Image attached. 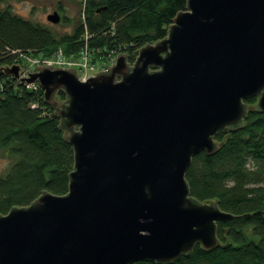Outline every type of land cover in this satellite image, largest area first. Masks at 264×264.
<instances>
[{
  "label": "water",
  "instance_id": "1",
  "mask_svg": "<svg viewBox=\"0 0 264 264\" xmlns=\"http://www.w3.org/2000/svg\"><path fill=\"white\" fill-rule=\"evenodd\" d=\"M35 65L27 76L1 65L0 75L38 83L71 129L74 169L65 194L0 215V264L167 263L195 243L219 245L216 222L234 215L193 200L185 172L214 152L218 132L241 127L244 99L264 113V0H187L132 64L121 52L84 80L73 67Z\"/></svg>",
  "mask_w": 264,
  "mask_h": 264
},
{
  "label": "trees",
  "instance_id": "2",
  "mask_svg": "<svg viewBox=\"0 0 264 264\" xmlns=\"http://www.w3.org/2000/svg\"><path fill=\"white\" fill-rule=\"evenodd\" d=\"M3 0H0L2 2ZM83 19L71 32L56 37L46 26L0 8V66L13 63L12 49L49 55L59 46L65 52L84 45L87 33L92 59L111 50L128 60L143 46L164 38L173 18L187 0H84ZM59 9H61L59 7ZM63 21H68L63 18ZM0 149L16 157L0 176V215L27 206L43 192L65 194L74 169V150L67 141L61 117L44 101L42 90L26 88L0 75ZM59 100L66 94L59 90ZM252 98L246 99L247 101ZM37 107L32 108L31 104ZM242 125L218 132L213 153L194 155L185 172L189 195L200 203H216L234 216L216 222L219 245L204 249L195 243L175 260L129 264H264V113L245 111ZM250 213L249 216L244 214ZM229 241L230 244L223 247Z\"/></svg>",
  "mask_w": 264,
  "mask_h": 264
},
{
  "label": "rangeland",
  "instance_id": "3",
  "mask_svg": "<svg viewBox=\"0 0 264 264\" xmlns=\"http://www.w3.org/2000/svg\"><path fill=\"white\" fill-rule=\"evenodd\" d=\"M83 1L84 0H3L2 2H0V8L9 7L13 13L29 21L48 27L56 37H59L60 35H64L68 32H71L74 26L78 22L82 21ZM59 7L61 9H59ZM54 10H57L61 16V20L58 23H52L46 17L47 14L52 13ZM64 17L67 18L68 21L64 22L63 21ZM60 48L63 49L64 46H59L57 50H61ZM54 51L49 55H42V56L43 57L51 56L54 53ZM108 53H106V55L104 54L101 55L102 56V57L100 56L101 60L100 58L93 60L92 59L93 54L91 53V63H94L97 67L104 64L106 66L111 65L112 60L108 61L109 58ZM71 54L73 53H70L69 55ZM133 61L130 62L128 60V62L131 64L133 63ZM31 71H34V69H31ZM95 73H93L92 75H94ZM21 76H27V74L21 73ZM256 101H257V97H253V99L250 101L244 99V103L247 104L246 111L256 109L255 106ZM15 160L16 157L11 155L7 149H0V176H4L8 172L11 164Z\"/></svg>",
  "mask_w": 264,
  "mask_h": 264
},
{
  "label": "built area",
  "instance_id": "4",
  "mask_svg": "<svg viewBox=\"0 0 264 264\" xmlns=\"http://www.w3.org/2000/svg\"><path fill=\"white\" fill-rule=\"evenodd\" d=\"M88 36L89 35L85 33L84 45H82V47H80L78 50L69 53L65 52L61 48H60L61 50L56 49L53 53L54 55L52 54L51 56H44V57L41 55H34L33 52L30 50L12 49L10 50L9 53L15 55L13 63H19L21 65V67L24 69V71L22 72L23 74H26L27 70L29 71H31V69L35 70L36 68L35 64L68 66V67H73L78 77L84 80L86 79L87 75H92L96 71L101 70L100 68L105 70L107 69V66L105 64L97 67L94 63H91L92 52L87 47ZM70 53H73L74 55L73 54L69 55ZM118 53L120 52L115 50L109 51L108 61L112 60L111 65L115 62ZM6 77H11V76H6ZM15 81L19 84H22L26 88H30L33 90L39 88L37 82L25 83V82H20L19 80H15ZM31 107L32 108L37 107V104L32 103Z\"/></svg>",
  "mask_w": 264,
  "mask_h": 264
},
{
  "label": "bare ground",
  "instance_id": "5",
  "mask_svg": "<svg viewBox=\"0 0 264 264\" xmlns=\"http://www.w3.org/2000/svg\"><path fill=\"white\" fill-rule=\"evenodd\" d=\"M118 52H120V51H118ZM33 54H35V55H39V54H36V53H33ZM42 56V55H41ZM102 71H106L105 69H101Z\"/></svg>",
  "mask_w": 264,
  "mask_h": 264
}]
</instances>
